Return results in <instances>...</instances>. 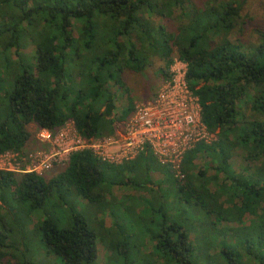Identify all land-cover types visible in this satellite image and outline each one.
<instances>
[{
  "label": "trees",
  "instance_id": "obj_1",
  "mask_svg": "<svg viewBox=\"0 0 264 264\" xmlns=\"http://www.w3.org/2000/svg\"><path fill=\"white\" fill-rule=\"evenodd\" d=\"M240 9L235 1L195 9L188 0H0V154L21 153L30 124L54 132L72 122L84 141L112 135L113 87L128 92L124 74L143 72L152 57L163 61L164 79L175 58L186 64L200 121L216 136L183 154L178 179L147 144L121 164L89 149L74 151L49 179L0 171V264H32L10 251L27 243H15L9 228L35 212L42 214L35 232L63 264H96L98 242L118 264H264V33L248 52L232 44L228 35ZM152 18H175L174 33ZM133 110L128 99L117 120ZM237 149L245 164L240 171L229 163ZM107 171L115 178L107 179ZM120 174L127 176L119 180ZM116 186L148 194L146 206L135 199L139 209L128 227L115 210L130 213V206L107 201ZM62 191L108 213L110 241ZM47 206L69 210L66 227Z\"/></svg>",
  "mask_w": 264,
  "mask_h": 264
},
{
  "label": "rangeland",
  "instance_id": "obj_2",
  "mask_svg": "<svg viewBox=\"0 0 264 264\" xmlns=\"http://www.w3.org/2000/svg\"><path fill=\"white\" fill-rule=\"evenodd\" d=\"M190 4L195 9L203 8L207 4H217L222 1H235L240 4V16L237 19V24L235 29L228 35V40L234 44L235 46H239L241 49H244L248 52L251 48L257 46L260 43V34L264 33V0H188ZM178 15V13H176ZM154 21V25H163L167 31H171L174 33L178 21L175 18L170 20H160L159 18H152ZM26 52L31 54L32 48L29 46L26 49ZM176 59V58H175ZM164 66L163 61H161L158 57L151 58V64L141 73H132L126 72L123 76V81L125 83V87L128 92H125L120 89H116L113 87V91L115 92V103L116 110L114 111V132L111 137L115 136V133L119 132L125 134V127L129 121V119L133 116L135 111V107H150L156 100V97L164 92L167 94V89L170 87L171 80L173 79L172 70L175 68V63L171 64L168 73L169 77L164 79L160 76L159 70ZM128 99H132L134 110L130 116H128L125 120H117L120 116L121 111L127 107ZM245 114L250 115V111L248 107H244ZM116 119V120H115ZM183 127V131H180L176 134L175 138H179L180 141L185 139V141H192L196 137H199L200 131L196 128L193 129L192 135L187 134ZM28 130L31 134V139L29 140L26 147L23 149L21 153H19V157L16 162L19 163L17 167L21 170L31 168L32 162L39 163L52 155L57 154L50 159L52 165L48 170H44L41 174L49 179L59 173L65 166L68 154L72 152V150L83 148L86 146L81 139H79L77 133L74 130L73 124L68 122L65 127L54 131L53 137H56V140L51 144L45 143L41 144L38 139L39 128H37L34 124H30L28 126ZM176 133V132H175ZM208 143H211L216 136L214 134L209 133ZM108 137V136H104ZM103 138V137H102ZM101 138V139H102ZM100 139V138H99ZM98 139H96L97 141ZM90 143V142H89ZM87 143V144H89ZM57 144H63L62 150H59ZM112 149H115L114 146H109ZM157 159V156L154 155ZM243 153L237 149L232 152L229 163L231 166L240 171L244 168L243 162ZM10 156H7L4 160L5 163H10ZM12 161V160H11ZM204 162L203 158H199L196 160L197 167L201 168ZM175 172L174 170H172ZM214 171L209 170L208 175H213ZM107 179H111L115 175L112 171H107L105 174ZM127 175H117L119 180H123ZM161 175L159 173H152V179L154 181H158L161 179ZM175 177L181 178L179 174L175 172ZM64 194L65 201L69 204V206H73L76 208L78 212L83 214L87 220L89 226L96 232H100L101 237L106 241L109 240L108 233L110 229H113L111 226V219L108 216V213L97 212V209L93 205H88L82 199L73 195L72 193H68L66 195L65 191H62ZM148 197L147 193L139 192L132 190L129 186H116L113 187L111 192L107 195V201L121 203L124 201L125 206H130L128 208L130 213H120L122 207L118 210H115L116 215L119 218V222L121 225L128 227L129 219L132 215H135L136 211H138L137 198H142V206H146V201L144 198ZM135 200V201H134ZM55 198H52L50 202H54ZM123 205V206H124ZM134 209V210H133ZM46 211L49 212L53 217L57 218L60 221V226H67V217L70 215L69 210L57 208L52 209L51 207L46 208ZM135 211V212H134ZM106 212V211H105ZM108 212V211H107ZM42 215L41 212L33 213V217L26 218L25 221L14 223L10 226L9 230H13L12 233L16 234L14 236L15 243L16 241L27 243V247L24 249H13L10 250L17 257L18 261H29L32 264H63L60 259H58L53 254H48L43 243L39 239V234L35 232L33 226L36 225V221L38 220L37 216ZM32 218V219H31ZM127 231L130 233L132 228H128ZM106 238V239H105ZM120 239L118 236L117 240ZM132 242V239H130ZM107 242V241H106ZM135 244L134 242H132ZM17 246V245H16ZM148 247V245H147ZM145 251H147L145 249ZM97 261L96 264H118L120 260L118 257L114 258L111 256V253L107 250L104 242L97 243ZM14 263V262H13Z\"/></svg>",
  "mask_w": 264,
  "mask_h": 264
},
{
  "label": "built area",
  "instance_id": "obj_3",
  "mask_svg": "<svg viewBox=\"0 0 264 264\" xmlns=\"http://www.w3.org/2000/svg\"><path fill=\"white\" fill-rule=\"evenodd\" d=\"M174 63L175 68L172 70L173 79L167 89V94L161 92L150 107L136 106L133 116L125 127V134L119 131L113 137H103L97 141L96 139L84 141L78 136L79 139L86 143V146L72 150V152L89 149L104 161L121 164L134 159L144 150V146L147 144L153 154L157 156L159 163L170 165L171 169L179 174L183 154L200 141L208 143V139L211 137H208L209 132L200 121L198 101L187 89L185 82L186 64L177 59L174 60ZM183 127H186L184 131L189 135H192L191 131L196 128L201 135L192 141H185V139L180 141L175 136L180 131H183ZM53 134L54 132L39 129L37 140L41 144H51L56 140ZM57 146L59 150H62L63 144H57ZM109 146H114L115 149ZM72 152L68 154V157ZM57 154L39 163L32 162L31 168L21 170L17 167L19 163L16 162L17 158H20L18 156L19 153H3L0 154V171L14 173L34 172L42 175L41 173L44 170H48L51 167L50 159L57 156ZM7 156H10V163L4 162Z\"/></svg>",
  "mask_w": 264,
  "mask_h": 264
}]
</instances>
